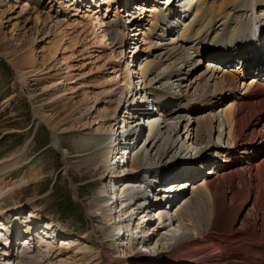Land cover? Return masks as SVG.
Here are the masks:
<instances>
[{
    "label": "bare ground",
    "instance_id": "bare-ground-1",
    "mask_svg": "<svg viewBox=\"0 0 264 264\" xmlns=\"http://www.w3.org/2000/svg\"><path fill=\"white\" fill-rule=\"evenodd\" d=\"M109 1V7L117 6L112 19L97 15L99 5L86 9L85 23L73 19L65 26L67 30L59 27L50 41L49 57H41L40 65L36 66L30 45L23 58L27 71L15 69L24 86L26 79L37 81L39 75L48 73L52 64L64 65L67 78L49 81L40 92L57 101L67 92L57 88L62 81L84 88L79 81L95 76L85 96L92 100L91 106L101 108L93 111L82 146L89 163L100 171L98 182L106 188L94 196L93 205L104 218L101 227L113 230L107 239L119 245L122 257L116 260L121 264H224L215 257L228 252L239 238L245 257L257 255L263 260L264 226L257 233L253 227L257 222L247 218L241 229L234 225L247 203L256 218L255 211H264V155L258 157L264 153V59L258 52L248 53L241 42L226 41L218 50L210 44L229 29L259 24L264 30V0ZM24 6L22 12L29 7ZM68 7L78 5L73 2ZM35 17L37 22L39 16ZM45 19L39 18L41 26ZM52 20L40 28L32 43L50 31ZM63 43L76 47L71 53L75 75L68 72L71 60L64 57ZM260 43L264 44V38ZM127 49L130 52L125 57ZM253 54L256 57L251 58ZM228 58H238V65H226ZM87 64L93 67L90 75L84 72ZM33 97L29 93L28 99ZM35 115L39 119V112ZM57 134L51 129L56 147ZM215 135L217 143L211 140ZM124 146L131 149L125 152ZM216 155L223 158L221 165L209 161ZM198 163L208 171H198ZM17 167L0 166V264H108L103 242L96 248L89 247L85 238L81 243L64 242L52 228L39 233L34 222L19 233L18 215L24 205L4 202L8 188L4 190L2 180L4 173ZM157 171L167 181L174 180L152 193L150 174ZM107 191L117 199L115 206L102 202ZM153 198L161 202L133 221L138 206L147 204L146 200L152 204ZM227 200L235 202L233 210L226 206ZM164 202L171 205L169 209ZM174 203L181 210L171 215ZM195 204L198 214L192 212ZM36 209L29 212L32 220ZM3 213H9L12 222ZM182 216L189 218L190 227L184 226ZM218 229L219 237L214 234ZM65 249L76 251L79 260L64 259ZM208 249L213 259L196 258L195 251ZM242 264H264V260L248 257Z\"/></svg>",
    "mask_w": 264,
    "mask_h": 264
},
{
    "label": "rangeland",
    "instance_id": "rangeland-1",
    "mask_svg": "<svg viewBox=\"0 0 264 264\" xmlns=\"http://www.w3.org/2000/svg\"><path fill=\"white\" fill-rule=\"evenodd\" d=\"M157 1L165 2L166 0ZM73 2L77 3L78 8L68 7ZM109 3V0H0V21H2L0 28V166H18L14 170L4 173L2 180L4 186L6 185L4 190L7 188L9 190L5 191V194L3 193L4 202L11 205L13 204L12 201H15L24 205V208L19 212L20 216L18 215L20 217L18 220L19 233L25 231V226L32 225L34 222L38 226L36 229L39 233L44 228H52L64 242L79 240L77 243H81L86 240L87 245L91 248H96L98 242H103V256L106 263L121 264L116 260L122 257L119 245L108 242L107 239L112 228L109 226L101 227L102 224L100 223H104V218L98 214L93 205L94 196L105 192L106 188L98 182L100 171L89 163L86 157L87 150L82 146V137L91 128L92 113L96 108H101L100 105L91 106L92 100L85 96L90 93V85L95 80V76L90 75L94 72L93 67L87 64L84 69V72L91 76L84 81H79L84 88H79L77 84L66 85L62 81L57 88L59 91L67 90V92H64L58 101L51 100L49 96L41 95L40 92L49 85V81L67 78L64 65L52 64L53 69L49 70L48 73L39 75L38 78L41 77L37 81L26 79L24 86L17 79L15 69V67L23 68L27 71L28 64L24 63L23 58L27 57L30 45L34 48L36 66L40 63L41 57L48 58L50 41L58 32L59 27L62 26L67 30L65 26L73 19L79 21L80 24L85 23L88 20L85 18L86 9L94 10L99 5L100 13L97 15L106 16L105 20L112 19L117 6L114 7L110 4L109 7ZM23 6L30 8H23L24 13L21 11ZM106 9L108 12L105 14ZM36 10L40 11L39 14H35ZM35 15H38L39 18L41 16L46 17L43 27L39 18L36 22ZM53 17L57 18L52 20ZM51 20L53 21L50 22L51 32L49 31L45 36L32 43L35 37H39L40 28H44L45 24ZM63 45L66 48L64 57L68 56V59L71 60L67 62L68 72L75 75L78 72H73L75 69L72 67L75 66L76 62L73 63L71 53L76 47L73 48L74 46L71 47L68 43H63ZM129 52L127 49L124 56L128 57ZM57 57L60 58L61 56L57 55ZM226 63L233 68L238 65L239 59L230 60L228 58ZM70 88L73 89L69 91ZM29 93L35 97L29 100ZM226 104H229V101ZM35 111L39 112V119L36 118ZM122 111V116L125 117L124 109ZM51 129L58 132L56 138L59 142L58 147L54 144ZM216 139L215 135L211 140L217 143L218 140ZM131 140H127L124 145L129 144ZM128 148L131 149V147H126L125 152L129 151ZM21 151L22 153H20ZM263 155V152L259 153L258 157L262 158ZM210 160L219 165L223 163V158L218 155ZM199 166L200 172L208 171L206 166L202 165L201 167V164ZM185 176L188 177V174ZM185 176L183 177L185 178ZM173 180L171 179L163 185H171ZM261 187L264 192V184H261ZM226 188H228L227 185ZM165 204L166 202L163 203L165 208L171 206ZM34 206L37 209L33 212L32 220L29 217V212H32ZM226 206L233 210L235 202L227 200ZM251 207V203H247L241 209L240 216L234 226L241 229L243 219L247 218L251 223L257 222L253 227L259 233L264 228V211H255L258 216L256 218L249 213ZM194 208L192 212L200 213L196 204ZM180 210L179 206L174 203L170 213L171 215L180 213ZM129 211L127 212L129 213ZM7 216L9 215H6V221L12 222L13 218L10 217L12 219H9ZM188 219V217L182 216L184 226L190 227V222H187ZM260 225L263 227L262 229ZM218 232L219 229L214 232L217 237L220 236ZM0 238H3L2 234ZM82 238L85 240H81ZM241 242H243L242 238L233 241L231 243L232 250L230 249L225 253L219 252L221 255L215 258H221L224 264H227L224 260L234 261L232 264H242L248 260V257L255 261L264 260L257 255L245 257L241 253L243 249L239 248ZM234 245H237L239 249ZM210 251L209 249L207 251H195V253L191 251L190 254H196L198 260L213 259L214 256H209L211 255ZM146 253H149L148 250ZM239 254L241 255L239 256ZM63 258L75 262L80 257L76 251L65 249Z\"/></svg>",
    "mask_w": 264,
    "mask_h": 264
}]
</instances>
